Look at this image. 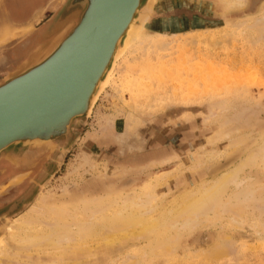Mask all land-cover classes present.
<instances>
[{"label":"rangeland","instance_id":"1","mask_svg":"<svg viewBox=\"0 0 264 264\" xmlns=\"http://www.w3.org/2000/svg\"><path fill=\"white\" fill-rule=\"evenodd\" d=\"M241 1L153 0L64 149L0 156V264H264V0ZM68 2L0 0V81ZM223 174L210 208L169 224ZM125 199L144 208L116 211ZM82 205L100 211L24 226L41 207Z\"/></svg>","mask_w":264,"mask_h":264},{"label":"water","instance_id":"2","mask_svg":"<svg viewBox=\"0 0 264 264\" xmlns=\"http://www.w3.org/2000/svg\"><path fill=\"white\" fill-rule=\"evenodd\" d=\"M147 1L69 0L65 9L73 10L45 27L34 56L0 81V156L13 148L38 154L44 140L58 153L64 149L75 125L89 116L90 97L114 48Z\"/></svg>","mask_w":264,"mask_h":264},{"label":"bare ground","instance_id":"3","mask_svg":"<svg viewBox=\"0 0 264 264\" xmlns=\"http://www.w3.org/2000/svg\"><path fill=\"white\" fill-rule=\"evenodd\" d=\"M242 2L243 1H241V0H227L226 7L228 9H231L233 7L242 5ZM152 6H153V0H148L147 3H146V5L144 6V8L141 9V12L138 15L139 18L134 16L130 20L128 26L126 27V29L124 31V36H125L124 43L121 44V45H116V47L114 48V51L112 53V59L110 61L109 67L106 69V71L103 74V76L98 79V82L96 84V87L94 88L95 90L93 91V93H92V95L90 97V102H89V105H88L86 114H90L91 113V110L93 108V105L95 104V101H96L97 97L104 90V88L110 84V81H112V79H113V73H114V71L116 69V66L118 64V61L123 56L124 52L139 37V35H140V33H141L142 29H143L144 22L146 21V19L148 17H150V12H151V7ZM30 26L31 25H29V27ZM6 34L7 33H5V30H4L2 32V37L0 39L1 41L2 40L5 41V39L7 37ZM32 55H33V53H32ZM136 80H138V79H136ZM139 83H140V80H139ZM125 86H127V85H125ZM102 128H103V130H105L104 126H102ZM105 131H108V130L106 129ZM55 139H56V137L54 138V140ZM36 141H38V140H36ZM44 141H48L46 143L44 142V144H45L43 146L44 149H46V147H47V149H55L56 146H54L51 143L50 140H44ZM49 145H51V146H49ZM42 151H44V150L42 149ZM38 153H40V152H38ZM6 160L10 161L11 163H15L16 162L15 161L16 159L14 160V158L11 156L10 153L7 155ZM90 167H91V164H90ZM93 167H94V165H93ZM225 175L226 174H223L221 176H218L217 179L215 178L216 180L214 182L210 181V182H207V183H202L199 186L200 188L198 190H196L195 192H193L192 194H190L191 196H188V197L186 196L187 198H185V200H183V197H182V200L183 201H181L182 202L181 205L179 207L174 208L173 211L171 212L170 216H169V224L174 225L178 221V219H183L184 218L183 220H188V219H191L192 217H196L201 210H204V207L206 209L207 206L211 205L212 204V201L214 200V197L216 195V192L218 190V187H219L220 183L223 182L226 179V176ZM120 176H121V173L119 171H114V172H112V175H110L108 179H118ZM143 208H144V205L143 204H137V202L127 201V199H125V200H123L121 202V204L117 208H115V210L116 211H119V212L128 211L129 213H134V212H137V211H139L140 209H143ZM209 208H210V206H209ZM38 211L39 210H35L32 214H28L27 219L24 222V226L25 227L28 226V225H30V224H32V223L33 224L34 223L35 224H43V222L45 223L44 220H50V221L54 222V224H59L60 225L61 223L66 222V220L68 219V217L70 219H73V218L75 219V217H77V216H80V219H82V220H87V219H90L91 220L94 217L95 212H99L100 209H98V208L97 209L96 208H91L89 206L82 205L81 208H79L78 210H75V212H73V213H71V211H63V210H59L58 212H53L52 213V212L49 211V209L44 208V207L43 208L41 207V211L42 212H38ZM30 212H32V211H30ZM90 220H88V221H90ZM43 229H45V228H43ZM57 236L58 235H56V237ZM60 238H61V236H60ZM32 239H34V238H32ZM67 239L68 238H66L65 240H67ZM57 240H60V239L59 238L58 239L56 238V242H57ZM102 240L104 242L108 243V242H110L112 240V237H104V238H102ZM30 241H32V240H30ZM60 242H61V240H60Z\"/></svg>","mask_w":264,"mask_h":264},{"label":"flooded vegetation","instance_id":"4","mask_svg":"<svg viewBox=\"0 0 264 264\" xmlns=\"http://www.w3.org/2000/svg\"><path fill=\"white\" fill-rule=\"evenodd\" d=\"M17 157V156H16ZM19 157V156H18ZM14 206V205H13Z\"/></svg>","mask_w":264,"mask_h":264}]
</instances>
